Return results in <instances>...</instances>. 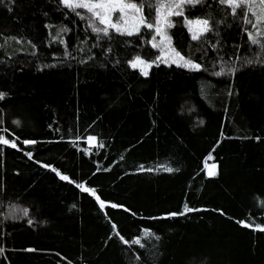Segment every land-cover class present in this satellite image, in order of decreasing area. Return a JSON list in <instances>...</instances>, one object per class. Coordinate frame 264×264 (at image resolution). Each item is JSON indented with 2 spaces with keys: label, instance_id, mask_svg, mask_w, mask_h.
Returning <instances> with one entry per match:
<instances>
[{
  "label": "trees",
  "instance_id": "1",
  "mask_svg": "<svg viewBox=\"0 0 264 264\" xmlns=\"http://www.w3.org/2000/svg\"><path fill=\"white\" fill-rule=\"evenodd\" d=\"M131 1L0 0V264H264V0Z\"/></svg>",
  "mask_w": 264,
  "mask_h": 264
},
{
  "label": "rangeland",
  "instance_id": "2",
  "mask_svg": "<svg viewBox=\"0 0 264 264\" xmlns=\"http://www.w3.org/2000/svg\"><path fill=\"white\" fill-rule=\"evenodd\" d=\"M186 1L184 0L182 4L184 5ZM63 2L67 6L81 7L90 11L94 19L105 30H114L119 33L132 35L140 32L144 26H148L143 7L131 0H63ZM174 11L172 8H170V12L168 13L163 10L160 11V22L155 28L157 36L156 45L161 47L162 50L160 55L153 61L135 57L129 62L132 68L146 75L151 70V67L157 63L198 67L197 63L186 59L172 47L170 39L164 32L167 24V16L170 13H174ZM190 27L195 35L205 32L208 29L207 23L200 19L191 22ZM86 141L90 145H95L97 138L95 136H89ZM206 169L208 174H213L215 171V167L211 163L206 164ZM97 198L100 200L99 196Z\"/></svg>",
  "mask_w": 264,
  "mask_h": 264
}]
</instances>
